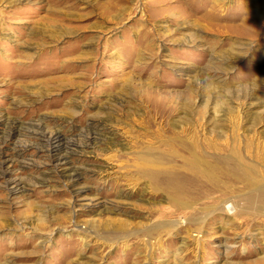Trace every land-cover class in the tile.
I'll list each match as a JSON object with an SVG mask.
<instances>
[{
  "label": "rangeland",
  "instance_id": "374dc122",
  "mask_svg": "<svg viewBox=\"0 0 264 264\" xmlns=\"http://www.w3.org/2000/svg\"><path fill=\"white\" fill-rule=\"evenodd\" d=\"M234 166L264 187V0H0V264H264Z\"/></svg>",
  "mask_w": 264,
  "mask_h": 264
},
{
  "label": "bare ground",
  "instance_id": "6f19581e",
  "mask_svg": "<svg viewBox=\"0 0 264 264\" xmlns=\"http://www.w3.org/2000/svg\"><path fill=\"white\" fill-rule=\"evenodd\" d=\"M20 127L18 125H8L9 132L16 134L20 133L22 130H25ZM36 136H38L39 140L43 141V134L36 133ZM64 144L65 142L61 140L57 134H54L51 138L47 139L46 145L48 147L46 148H48L50 153L53 152L56 154L55 156H57L58 159L60 158L63 160L66 156L61 154L67 148L64 146ZM165 155L159 156L158 153L154 151V149L147 150L146 153L143 152L142 154L138 155V158H136L137 166L135 170L137 172L135 171V173H138L141 177L148 179L152 185L166 189L171 203L184 205L189 198V193L188 191L184 190L183 182H180L179 175L176 173V170L173 167V156ZM185 166L197 171V173H200L202 177L206 179L207 183L211 184L212 186L217 187L220 185V178L217 176L216 170L211 168L213 166L209 167L207 164L202 163L191 165L188 161L186 162ZM214 167L216 166L214 165ZM225 173H227L226 175L229 176V178L232 177L231 179L239 175L238 179L243 185L244 190L241 192L244 193V199L248 203L257 202L259 205L264 206V187H259L255 182L256 179H251V175L246 170L240 169L239 166H234L230 172L223 171V174ZM64 175L71 182L76 180L78 177L76 173L71 171L64 173Z\"/></svg>",
  "mask_w": 264,
  "mask_h": 264
}]
</instances>
